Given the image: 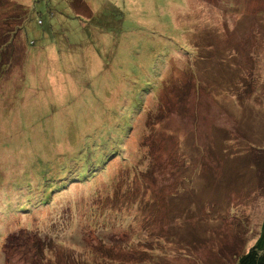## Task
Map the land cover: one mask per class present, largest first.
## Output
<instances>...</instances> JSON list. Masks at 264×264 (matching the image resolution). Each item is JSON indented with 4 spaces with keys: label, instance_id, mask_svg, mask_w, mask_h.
I'll list each match as a JSON object with an SVG mask.
<instances>
[{
    "label": "rangeland",
    "instance_id": "rangeland-1",
    "mask_svg": "<svg viewBox=\"0 0 264 264\" xmlns=\"http://www.w3.org/2000/svg\"><path fill=\"white\" fill-rule=\"evenodd\" d=\"M9 49L0 264H233L255 244L264 0H0Z\"/></svg>",
    "mask_w": 264,
    "mask_h": 264
},
{
    "label": "trees",
    "instance_id": "trees-1",
    "mask_svg": "<svg viewBox=\"0 0 264 264\" xmlns=\"http://www.w3.org/2000/svg\"><path fill=\"white\" fill-rule=\"evenodd\" d=\"M180 50H182V49H180ZM12 52H13V50L11 51V53ZM1 54H2V56L0 57V59H2L3 61L6 57L10 59V49L6 50L4 53H1ZM136 116H137V114H136ZM118 147L119 148H116L117 150H119L120 147H122V146H118ZM115 154H116V151L112 154V157L115 156ZM108 159H109V157H108ZM80 162L81 161H79L78 163L81 164ZM91 172H93V170H87V169L85 170V169H83V167H81V170L79 171L80 174H78V175L81 178V177H85L86 174H89ZM236 264H264V221L262 223V228H261V232H260L258 240L249 249L248 252H246L244 254L242 253L240 255Z\"/></svg>",
    "mask_w": 264,
    "mask_h": 264
},
{
    "label": "crops",
    "instance_id": "crops-1",
    "mask_svg": "<svg viewBox=\"0 0 264 264\" xmlns=\"http://www.w3.org/2000/svg\"><path fill=\"white\" fill-rule=\"evenodd\" d=\"M258 159H262V158H259L258 157ZM246 186H248L247 184H246ZM239 187H241V186H239ZM238 192V191H237ZM239 193V192H238ZM263 221H264V219H263ZM259 238V237H258ZM258 240V239H257ZM256 243V242H255ZM237 262H235V263H233V264H236Z\"/></svg>",
    "mask_w": 264,
    "mask_h": 264
}]
</instances>
